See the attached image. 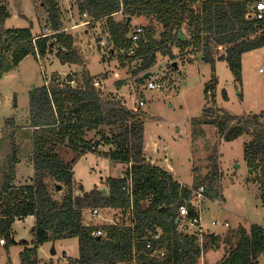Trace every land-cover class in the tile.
Masks as SVG:
<instances>
[{
	"label": "trees",
	"instance_id": "obj_1",
	"mask_svg": "<svg viewBox=\"0 0 264 264\" xmlns=\"http://www.w3.org/2000/svg\"><path fill=\"white\" fill-rule=\"evenodd\" d=\"M256 1L259 0H75V3L80 15H87V21L105 24L108 43L112 51L120 55L133 46L132 19L153 17L163 26L159 38L152 30L145 29L135 54L126 57L137 63L134 74L139 72L144 77L157 65L159 57L176 60L190 49L203 53V60L212 66L213 76L205 85L203 115L195 119L192 126H214L219 142L249 136L251 140L244 149L245 161L253 173L260 172L264 193V115H232L219 108L215 94L216 62H227L236 82L241 83L243 55L264 48V20L247 19L248 10ZM47 4L49 31L37 36L32 27L5 29L4 23L11 14L0 4V59L4 51L11 50L13 64L18 66L29 55L46 57L56 46L63 45L68 52L58 56L61 62L79 63L76 39L63 31L58 3L47 0ZM119 14L124 20H117ZM185 26L190 37L181 39L179 33ZM175 49L179 50V55ZM2 74L0 72V80ZM67 79L52 77L49 87L44 85L31 96L33 182L15 186V165L11 164L0 191L3 205L0 241H4L5 251L9 253L11 247L19 245L23 248L19 254L20 264H40L39 249L45 243L77 238L80 257L72 260L75 264H196L200 257L197 238L181 232L179 223V209L191 199V191L182 187L168 170L147 161L144 154L147 113L128 108L116 97L103 100L87 76L81 83L76 77L75 85L68 83L71 77ZM223 97L228 99L226 91ZM103 128H108V132H102ZM93 131L100 136L97 143L87 140V134ZM98 145L108 147L105 155L127 169L123 177L107 179V193L97 188L87 193L81 187L76 188L73 168L78 157L94 153ZM63 146L70 147L77 158L66 163L57 153L58 147ZM216 176H207L194 187L204 185L209 198L215 199L219 196ZM130 177L134 221L128 218L132 204L124 190ZM58 184L66 188L59 199L54 195ZM95 209L118 211L123 221L128 219L131 223L95 225L86 222L85 211ZM189 209L193 216L191 206ZM29 216L36 219L31 230L33 242L17 244L12 237L13 226L16 220ZM159 233L160 240L154 241ZM150 241L153 249H165L163 257H150L152 250L147 247ZM208 242L216 246L223 242L231 244L220 264H259L264 254V227L253 224L247 229L239 225L229 231L225 239L208 235L206 247Z\"/></svg>",
	"mask_w": 264,
	"mask_h": 264
},
{
	"label": "rangeland",
	"instance_id": "obj_2",
	"mask_svg": "<svg viewBox=\"0 0 264 264\" xmlns=\"http://www.w3.org/2000/svg\"><path fill=\"white\" fill-rule=\"evenodd\" d=\"M56 2L60 8L64 30L76 39L80 61L78 64L69 65L51 54L42 58L29 55L18 66H14L12 51L3 52L0 59V72H3L0 80V191L10 173L12 163L16 173L14 185L18 187L32 184L34 169L33 129L30 127L31 96L52 77L64 78L73 72L80 83L84 76H87L91 86L99 92L103 100L117 96L128 108L147 113L149 119L145 124L144 147L147 146L157 166L169 170L164 164L171 165L177 179L192 186L204 181L207 176L217 174V199H220V205L215 204L216 198H211L203 206L202 218L208 232L225 239L228 232L236 230L239 225L247 229L253 224L264 227L261 174L253 173L244 157L245 144L249 143L251 138L242 136L232 142H219V135L214 126H192V122L203 115L206 106L205 85L213 76L212 66L203 60V53L190 49L184 51L185 53L176 60L159 57L157 65L149 71L152 73L151 77L145 78L142 73L134 74L137 71L136 61L131 62L119 52H113L110 44L100 43L101 34L105 33L103 22L82 25L88 19L80 15L75 0ZM0 4L6 6L11 14L4 23L5 29L32 27L34 36L49 31L47 0H0ZM116 18L118 21L124 20L122 14ZM137 26L152 30L157 38L163 31V26L153 17H135L130 28L132 30ZM1 27L0 25V32ZM179 37H190L187 26L179 33ZM213 52L217 56V49L214 48ZM175 53L179 55V50L175 49ZM175 63L178 68L174 67ZM263 67L264 48L243 55L241 83L236 82L227 62H216L218 85L215 94L219 108L232 115L264 113V72H260ZM142 78L144 81H141ZM153 80L163 84V89H148L149 82ZM223 91L227 92V100L223 97ZM138 100L145 101V106L139 107L136 103ZM108 130L103 128L102 132L107 133ZM91 137L89 136V140ZM154 143L159 146L156 155L152 153ZM164 145L169 147V154L172 156V160L170 156L169 162L166 163L161 149ZM105 150H108V147ZM61 155L62 159L68 162L78 156L68 146L62 147ZM90 164V160L84 161L76 170L77 177H82V173L85 176L88 189L93 187L95 179L94 175L90 174ZM126 167L120 163L113 165L112 175L121 174ZM54 185L52 182L53 189ZM103 185L106 186V182ZM58 186L62 189L56 190L54 195L59 199L65 194L66 188L61 184ZM75 186H79L76 181ZM2 206L0 204V210ZM99 212L100 215L96 216L93 211L86 210V222L95 225L111 224V219L116 223L128 222L122 220L118 211L105 209ZM213 221L218 222V226L213 227ZM184 226L185 224H181V232H192ZM14 229L17 239L32 240L30 222L22 220ZM2 242L4 241H0V264L12 260L16 264L19 260V249L13 248L9 254ZM230 248L231 244L228 242H223L220 246L208 242L203 261L199 259L197 262L220 264ZM53 250L56 254H52ZM79 257L77 238L50 241L39 249L40 264H75L72 260ZM258 262L264 264V254Z\"/></svg>",
	"mask_w": 264,
	"mask_h": 264
},
{
	"label": "built area",
	"instance_id": "obj_3",
	"mask_svg": "<svg viewBox=\"0 0 264 264\" xmlns=\"http://www.w3.org/2000/svg\"><path fill=\"white\" fill-rule=\"evenodd\" d=\"M84 17H87V15H84ZM247 19L250 20H256V21H263L264 20V0H259L256 1L254 3L251 4L249 10H248V14H247ZM91 23H97L94 20L92 21H86L84 22L82 25H87V24H91ZM66 31V30H63ZM145 33V28L137 26L134 29L131 30V38L133 41V46L131 48H129L128 50H123L121 52V55H123L124 58L126 57H131L135 54L136 49L138 48V44H139V40L141 38V36H143ZM108 38H109V34L108 32L105 31L104 34H101V39H100V43L102 45H106L109 44L108 43ZM68 49L63 46V45H58L56 46L51 55H53L54 57H58L60 54L63 53H67ZM38 58H40V56L38 55ZM261 73L264 72V67L260 70ZM71 77L72 80H70L68 83L71 85H75V79H76V73H69L66 75V77H64L65 79ZM68 80V79H67ZM51 83V79L46 81L45 86L49 87ZM163 84H161L160 82L153 80L150 81L148 84V89L150 90H162L163 89ZM120 98L116 96V100H119ZM136 103H138L139 107H144L145 106V101L141 100V101H136ZM1 106V103H0ZM155 144V143H154ZM153 144V145H154ZM154 147V146H153ZM156 147V148H155ZM154 147V151L152 152L153 155H156L157 152L159 151V146L156 143ZM162 151L163 154L165 156L164 160L165 163L169 162L170 159V151H169V147L167 145L162 146ZM148 148L147 146L144 147V154L146 156V159L148 162H150L152 165H156L155 161L152 158V154L150 155L148 152ZM170 153V154H169ZM171 160H172V156H171ZM166 165V167L170 170V173L173 172L171 165L169 164H164ZM167 170V169H166ZM123 177V176H122ZM182 187H186L191 191V199L186 202L184 205H182L179 209V223L181 224H185V229H190L192 230V232L187 233L189 235L195 236L197 238V244L199 246L200 249V257L199 259H201L203 261L204 258V254H205V249H206V237L208 235H213V233L208 232V230H206L205 225L203 223V218H202V213H203V206L204 203L206 201L211 200L209 198V196L207 195V188L204 185L198 186V187H194L192 185H189L185 182H180ZM124 190L128 192L130 199H131V209L128 213V218H131L134 221V209H133V183H132V178H128V184L126 185V187H124ZM107 191V189H106ZM107 193V192H106ZM216 205H220V199L214 200ZM190 206L193 210V216H190ZM100 209H95L93 211L94 215L99 216ZM107 220V219H105ZM128 221V219H127ZM111 224H117L113 219L110 220ZM131 222L128 221L127 225H129ZM213 227L218 226V222L213 221L212 223ZM227 227H229L228 224H226ZM101 234V233H99ZM94 235H98V233H95ZM161 237V234H157L154 236L153 240L154 241H159ZM4 243V242H2ZM148 249H151V254L150 257H163L165 255V249H163L162 247H159L157 249H153L152 247V242L150 241L149 244L147 245ZM198 259V260H199ZM198 264V262L196 263Z\"/></svg>",
	"mask_w": 264,
	"mask_h": 264
},
{
	"label": "crops",
	"instance_id": "obj_4",
	"mask_svg": "<svg viewBox=\"0 0 264 264\" xmlns=\"http://www.w3.org/2000/svg\"><path fill=\"white\" fill-rule=\"evenodd\" d=\"M159 38V37H158ZM69 65H71V64H69ZM261 70V69H260ZM228 96V95H227ZM263 115H264V113H263ZM179 133H180V131H179ZM89 136H92L91 138H90V140H89ZM94 136H99L98 134H97V131H93V132H89L88 134H87V140L88 141H92L93 143H97L96 141L98 140L99 141V139H100V136H99V138L97 137V138H95ZM106 149V147L105 146H99L98 145V148L95 150V152L94 153H92V152H89V153H86V154H84V155H82V156H80V157H76L77 158V162L75 163V165H74V168H73V171H74V175H75V181H76V184H78L79 186L78 187H81V188H83V190L85 191V192H87V193H90V192H92L95 188H97V189H99V190H106V186L105 185H103V183H105L106 181H107V179L109 178V177H115V178H119V177H122L123 176V174H124V172L126 171V170H124L121 174H119V175H117V176H113L112 175V172H111V170L113 169V165H115V164H117L116 162H113L112 160H110V158L109 157H107L106 155H105V151H107V150H105ZM61 150H62V147H58V149H57V153L60 155V157L62 158V155H61ZM74 159V158H73ZM72 159V160H73ZM71 160V161H72ZM90 160V162H91V164H90V166H89V170L91 171L90 172V174L91 175H94V177H95V179H94V183H93V187H91V188H87L86 187V185H85V176L83 175V173H82V177H77L76 176V170H77V168L84 162V161H89ZM70 161V162H71ZM66 163H68V161L66 160L65 161ZM246 162V161H245ZM121 164V163H120ZM125 166V165H124ZM126 167V166H125ZM172 167V166H171ZM126 169H127V167H126ZM172 170H173V168H172ZM168 171H170V170H168ZM173 174H174V170H173V172H172ZM86 175H87V173H86ZM174 176H175V174H174ZM176 177V176H175ZM176 180H178L177 179V177H176ZM179 182H182V181H180V180H178ZM219 198V197H218ZM110 210V209H109ZM28 221V222H30L31 223V226H32V229H33V227L35 226V223H36V219H35V217L34 216H29V217H27V218H24V219H21V220H16V222H15V224H14V226L15 225H17L19 222H21V221ZM14 226H13V229H12V237H13V239L15 240V242L17 243V244H19V243H21V242H23V241H25V242H28V244H32V242H33V238H32V240L31 241H27V240H23V239H17V237H16V231H15V229H14ZM13 248H18L19 249V251H18V254H20L21 253V251L23 250V248L21 247V246H19V245H16V246H13V247H11L10 248V251H11V249H13ZM10 251H9V254H10ZM12 262H13V264H15V261H13L12 260ZM16 264H20V260H18V262L16 263Z\"/></svg>",
	"mask_w": 264,
	"mask_h": 264
},
{
	"label": "water",
	"instance_id": "obj_5",
	"mask_svg": "<svg viewBox=\"0 0 264 264\" xmlns=\"http://www.w3.org/2000/svg\"><path fill=\"white\" fill-rule=\"evenodd\" d=\"M129 22H130V18H129V20H128ZM174 67L175 68H178V66H177V63H175L174 64ZM151 75H152V73L151 72H148V73H146L145 75H144V77L145 78H149V77H151ZM252 171V170H251ZM62 188H61V186H58V191H60ZM105 192H107L106 190H105ZM52 254H56V251H52Z\"/></svg>",
	"mask_w": 264,
	"mask_h": 264
}]
</instances>
